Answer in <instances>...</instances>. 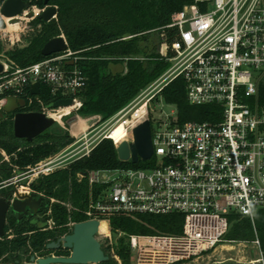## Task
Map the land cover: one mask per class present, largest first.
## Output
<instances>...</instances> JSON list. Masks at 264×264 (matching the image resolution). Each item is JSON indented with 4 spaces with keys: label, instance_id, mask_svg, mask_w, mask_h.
I'll return each instance as SVG.
<instances>
[{
    "label": "built area",
    "instance_id": "1",
    "mask_svg": "<svg viewBox=\"0 0 264 264\" xmlns=\"http://www.w3.org/2000/svg\"><path fill=\"white\" fill-rule=\"evenodd\" d=\"M35 7L32 17L27 16L30 10L23 16L35 18ZM166 27L176 33L160 48L162 58L171 63L160 76L111 117L93 115L88 128L62 150L12 178L13 197L43 194L34 187L41 175L89 156L104 138L117 145L123 139L134 141V127L149 119L154 151L147 160L152 166L79 174V180L87 177L90 185L82 211L86 220L100 221L99 232L117 264L126 263L111 244L110 218L115 214L178 211L185 216L181 234H131L135 260L129 264H209L201 258L225 239L229 214L238 212L254 220L256 209L264 208V102L259 90L264 83V0H192L172 14ZM61 35L67 48L35 63L21 66L10 57L0 59L4 64L0 110L6 97L15 96L26 106L38 105L29 111H44L59 124L79 111L87 85L79 62L88 57L73 50ZM180 76L190 103L220 105L221 120L177 124V106L167 102L162 91ZM36 81L50 86L59 99L72 98V104L49 108L38 94L31 97L27 89L32 90ZM161 102L158 110L153 103ZM117 125L126 131L120 141L112 137ZM62 203L69 212L78 209L69 201ZM77 222L70 218L68 224L74 227ZM254 243L260 248L258 238Z\"/></svg>",
    "mask_w": 264,
    "mask_h": 264
},
{
    "label": "trees",
    "instance_id": "2",
    "mask_svg": "<svg viewBox=\"0 0 264 264\" xmlns=\"http://www.w3.org/2000/svg\"><path fill=\"white\" fill-rule=\"evenodd\" d=\"M190 1L49 0L48 4L58 7L57 16L49 21L36 16L24 36L25 43H16L6 48L5 52L19 65L27 66L46 58L42 53L45 43L64 34L73 50L88 57L79 62L87 75V85L81 91L84 102L79 114L83 117L99 114L107 119L169 67L170 62L162 58L160 48L163 42L172 40L176 31L166 25L171 21L172 14ZM48 4L46 0H32V5L39 8ZM129 35L131 37L127 38ZM0 47H4L1 42ZM116 65L124 66V70L114 71L113 66ZM27 90L31 97L36 98L31 87ZM259 90L264 102V83L260 84ZM162 95L167 102L177 106L179 125L191 120L218 122L222 118L220 105L190 103L182 76L171 81ZM38 96L48 104L60 98L44 82ZM37 107L36 104L26 106L25 103L15 110L1 109L0 186L15 173L54 155L74 140L60 124L49 128L32 142L17 137L13 127L15 113ZM152 165V160L137 163L121 160L116 142L112 138H104L89 156L75 160L67 168L42 175L34 182V187L46 195L44 217L18 221L15 215L10 214L5 227L6 236L0 237V258L4 263L14 262L22 254H32L44 248L55 235L54 229L47 228L48 219L56 222L60 232L69 231L66 224L70 218L75 221L87 219L82 210L87 204L90 185L87 177L79 180L80 173ZM54 198L59 201H54ZM62 201H69L78 209L69 212ZM110 221L113 234L118 235L115 251L124 263L129 264L135 260L129 241L131 234H181L185 216L178 211L115 214ZM225 237L248 242L258 238L264 262V208L256 210L254 220L231 212Z\"/></svg>",
    "mask_w": 264,
    "mask_h": 264
},
{
    "label": "water",
    "instance_id": "3",
    "mask_svg": "<svg viewBox=\"0 0 264 264\" xmlns=\"http://www.w3.org/2000/svg\"><path fill=\"white\" fill-rule=\"evenodd\" d=\"M49 0H46L48 4ZM32 0H4L0 6V26H6L5 17H10L11 20L16 21L20 19V15L27 12V16L32 17L34 11ZM58 7L56 5L48 4L37 16L45 21L57 16ZM129 35L127 38H130ZM67 43L62 35L50 39L42 48V53L46 56L53 53L65 50ZM4 64L0 61V72L3 70ZM114 71L124 70V66H113ZM41 83L36 81L32 84V93L39 94ZM73 102L72 98H62L49 103V108H58L69 106ZM26 101L22 98L6 97L2 105V109L7 111L15 110L18 106H24ZM0 114H2L0 110ZM56 124L54 117L48 116L44 111H18L15 113L13 127L14 133L17 137L25 138L32 142L37 136L52 128ZM134 141L123 139L117 145L118 156L123 161L131 160L134 163L140 160H147L152 157L154 146L152 141L151 122L146 119L139 123L133 129ZM16 191V190H15ZM43 197H9L0 195V237L6 236V219L9 209L15 212L26 210V208H34V204L39 205ZM100 221L97 219L84 220L75 223L72 233L63 236L59 241H64V245L73 248L71 257L59 258L53 255H46L39 258L33 256L29 264H54L57 261L64 262H99L104 261L108 257L101 248V243L96 237L100 228ZM58 242H50L49 248H54Z\"/></svg>",
    "mask_w": 264,
    "mask_h": 264
},
{
    "label": "rangeland",
    "instance_id": "4",
    "mask_svg": "<svg viewBox=\"0 0 264 264\" xmlns=\"http://www.w3.org/2000/svg\"><path fill=\"white\" fill-rule=\"evenodd\" d=\"M35 11H36V13L39 14L40 13L39 7H35ZM22 16H23V14H22ZM33 19L34 18H29L25 15V16H23L22 19H19L16 21L11 20V23H7L5 27L0 26V42L4 46L3 48L0 47V59H5L6 57H8V55L5 52L6 48H9L16 43H21V45H23L25 43L24 36L27 35L29 30L31 29V27H32L31 22L33 21ZM15 22L18 25H15L14 27H12V25H10V24H15ZM170 65H171V63H170ZM153 105L158 110H160L162 107V102L160 104L153 103ZM164 110L166 112H170L171 108L168 106H164ZM91 119H92V116L83 117V116H81V114H79L78 111H73L71 114L63 117L60 125L63 127L64 130L68 131V133L72 137H75V135H79L80 133H82L83 131H85L88 128V126L91 122ZM58 124L59 123H56L53 127H56ZM99 124L103 125L102 121ZM62 149H60V150H62ZM3 154H5V152H3ZM5 157L8 158L7 155ZM15 174H17V173H15ZM99 235H100V237H102L101 236L102 234H99ZM117 236L112 234L111 244H113L114 248H115ZM108 241H110V239H108ZM240 242L248 243L246 246V251L248 252V255L250 258H256V257H260L262 255L260 248H258L257 245L252 244L251 243L252 241L248 242V241H242V240H232V239L225 237V239L216 247V248H218L217 250H216V248L212 249L211 251L206 253L201 259L203 260V262H206L209 264H218V261L219 262L222 261V262H220V264H233L232 263L233 260H231L230 258L221 259L217 255L219 252H222V250H223V252L225 254H227L226 257H229L231 255L230 254L231 250L223 249V244H236V245H238ZM240 247H244V245L243 246L238 245L237 249H239ZM213 252H214V254H212ZM236 252H237V250H232V253L235 255L237 254ZM235 255H233V256H235ZM259 263L264 264L263 259L260 260ZM239 264H248V263L246 262V260H242Z\"/></svg>",
    "mask_w": 264,
    "mask_h": 264
},
{
    "label": "flooded vegetation",
    "instance_id": "5",
    "mask_svg": "<svg viewBox=\"0 0 264 264\" xmlns=\"http://www.w3.org/2000/svg\"><path fill=\"white\" fill-rule=\"evenodd\" d=\"M5 20L7 21L6 23H10V19L8 17H5ZM15 25L18 24H14L12 25V27H14ZM3 114H0V116H2ZM17 174H15L12 178H14ZM42 176V175H41ZM40 176V177H41ZM10 178V183H4L0 186V195H4L9 197L10 195L13 194V189H14V183H13V179ZM10 186V187H9ZM32 197H43V199L40 201V204H34V208L30 209V208H26V210H21L18 212L13 211L12 209H9L8 214H7V219H6V223L8 221V216L10 214L15 215L18 221H21L23 219H32V220H36L37 218H42L44 217V213H43V204L46 201V195L40 194L38 196H33ZM48 226L47 228L50 229H54L55 231V235H54V239H51L50 242L54 241V242H58L57 245L54 246V248H49L48 244L42 248L40 251H34L32 254L26 253V254H22L21 258H17L15 259L14 262H7L4 263L3 259L0 258V264H29L31 262V258L33 256H35L36 258L42 257V256H46V255H53L54 257H59V258H68L71 257L72 253H73V248L72 247H67L64 245V241H59L63 236L72 233L73 231V227L69 226V224L67 223L66 225L69 227V231L66 232H60L58 230V226L56 224L55 221H53L52 219H48L47 222ZM6 227V225H5ZM7 233V232H6ZM100 232L98 231V233H96V237L98 238V240L101 243V248L103 249L105 255L108 257L106 260L104 261H99V262H64V261H57L54 262V264H117V261H115L112 257H111V251H110V247L107 243V239L104 237V235H101L102 237H100Z\"/></svg>",
    "mask_w": 264,
    "mask_h": 264
},
{
    "label": "crops",
    "instance_id": "6",
    "mask_svg": "<svg viewBox=\"0 0 264 264\" xmlns=\"http://www.w3.org/2000/svg\"><path fill=\"white\" fill-rule=\"evenodd\" d=\"M251 243L254 244V245H256L254 243V241H252ZM247 244L248 243L240 242L238 245H241V246L244 245V247H240L239 249H237V246L238 245H236V244H223V249H225V250H231L230 251V254L231 255L229 257H226L227 254H225L223 252V250H222V252H219L217 256L219 258H221V259L230 258L231 260H233V262H232L233 264H239L242 260H246V262L248 264H252L253 261L255 262V264H260L259 262H260V260H262V255L260 257H256V258H250L249 255H248V252L246 251ZM217 249L218 248H216V250ZM232 250H237V252H236L237 254L236 255L233 254L232 253ZM212 254H214V252ZM233 255H235L236 257L233 256ZM220 262H222V261H220ZM220 262L218 261V264H220Z\"/></svg>",
    "mask_w": 264,
    "mask_h": 264
},
{
    "label": "bare ground",
    "instance_id": "7",
    "mask_svg": "<svg viewBox=\"0 0 264 264\" xmlns=\"http://www.w3.org/2000/svg\"><path fill=\"white\" fill-rule=\"evenodd\" d=\"M8 18L10 19V23H11V18L10 17H8ZM15 24H16V22H15ZM10 25H14V24H10ZM112 135H113L112 137H114L117 141H120V140H122L125 137L126 131H125V129H124V127L122 125H117L114 128V131H113ZM102 225H103V227L106 228V224L105 223H103Z\"/></svg>",
    "mask_w": 264,
    "mask_h": 264
}]
</instances>
